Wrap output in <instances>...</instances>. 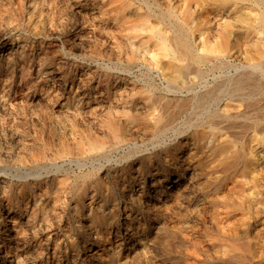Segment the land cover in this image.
Returning <instances> with one entry per match:
<instances>
[{
	"label": "rangeland",
	"instance_id": "1",
	"mask_svg": "<svg viewBox=\"0 0 264 264\" xmlns=\"http://www.w3.org/2000/svg\"><path fill=\"white\" fill-rule=\"evenodd\" d=\"M0 60V166L22 167L18 160L28 157L44 166L57 163L76 168L74 161L79 159L87 162L89 169L91 162L96 167L103 164L99 172L104 182L98 191L86 185L85 195L78 197L76 183L83 181L73 173L70 178L59 175L47 185L42 177L48 179L53 172L29 175L22 202L16 200L12 185L15 172L1 171L0 264L10 259L14 264L264 263V0H0ZM191 97L200 102L186 100ZM167 126L179 133L175 136L169 131L162 138L160 132ZM134 142L140 153L149 157L141 165L143 176L133 168L128 172L119 161ZM184 142L195 144L193 156L187 160L195 167L191 179L185 174L188 180L181 178L185 181L170 195L167 189L160 191L166 183L172 185L164 176L180 166L186 154L178 149L175 158L166 162V149ZM180 156L182 160L176 161ZM152 180L157 188L151 185ZM11 186L13 194L7 199L4 193L11 191ZM147 201L158 211L147 213L142 208ZM98 205L105 213L111 211L108 234L112 246L108 242L94 244L96 230L86 228L91 223L88 215ZM126 223L141 229L137 237L141 241H137V253L131 259L130 228L124 234ZM248 238L253 261L247 250Z\"/></svg>",
	"mask_w": 264,
	"mask_h": 264
},
{
	"label": "bare ground",
	"instance_id": "2",
	"mask_svg": "<svg viewBox=\"0 0 264 264\" xmlns=\"http://www.w3.org/2000/svg\"><path fill=\"white\" fill-rule=\"evenodd\" d=\"M244 3V2H243ZM196 9V8H195ZM248 10V9H247ZM253 11V10H252ZM230 17H232V16H230ZM233 18V17H232ZM231 19V18H230ZM244 21V20H243ZM141 22V21H140ZM142 23V22H141ZM146 23V22H145ZM131 25V24H130ZM141 26V25H140ZM143 27V26H142ZM208 30V29H207ZM169 35V34H168ZM257 37V36H256ZM170 38V37H169ZM203 39V38H202ZM258 39V38H257ZM24 40V39H23ZM147 40H148V38H147ZM196 40V39H195ZM141 41V40H140ZM144 41H146V40H144ZM25 42V41H24ZM212 42V41H211ZM250 42V41H249ZM214 43V42H213ZM243 43V42H242ZM245 43V42H244ZM140 44V43H139ZM202 44H203V42H202ZM26 45V44H25ZM24 45V46H25ZM30 45V44H29ZM142 45V44H141ZM34 46V45H33ZM225 47V46H224ZM137 48V47H136ZM180 48V47H179ZM188 48V47H187ZM31 49V48H30ZM135 49V48H134ZM133 49V50H134ZM181 49V48H180ZM199 49H200V47H199ZM202 50L204 49V47L203 48H201ZM189 50V49H188ZM23 51V50H22ZM28 51H29V49H28ZM135 51V50H134ZM162 51V50H161ZM181 51V50H180ZM182 51H183V49H182ZM248 51V50H247ZM251 51V50H250ZM26 52V51H25ZM136 52V51H135ZM134 52V53H135ZM154 52V51H153ZM9 53V52H8ZM12 53V52H11ZM35 53V52H34ZM137 53V52H136ZM141 53V52H140ZM152 53V52H151ZM183 53V52H182ZM242 53V52H241ZM240 53V54H241ZM6 54V53H5ZM20 54V53H19ZM154 54V53H153ZM184 54V53H183ZM28 55V54H27ZM134 55V54H133ZM154 55H156V54H154ZM4 56V55H3ZM32 56V55H31ZM134 56H136V55H134ZM151 56V55H150ZM153 56V55H152ZM188 56V55H187ZM156 57V56H155ZM190 57V56H189ZM239 57V56H238ZM259 57V56H258ZM16 58V57H15ZM18 58V57H17ZM31 58V57H30ZM134 58V57H133ZM136 59H137V57H135ZM142 58V57H141ZM186 58V57H185ZM204 58V57H203ZM208 58V57H207ZM242 58V57H241ZM147 59H148V57H147ZM240 59V58H239ZM1 61V60H0ZM14 61V60H13ZM24 61V60H23ZM28 61V60H27ZM140 61H142V60H140ZM241 61V60H240ZM25 62V61H24ZM182 62H184V61H182ZM12 63V62H11ZM41 63V62H40ZM39 63V64H40ZM150 63V62H149ZM154 63V62H153ZM243 63V62H242ZM15 64V63H14ZM24 64V63H23ZM38 64V65H39ZM44 64H45V62H44ZM146 64V63H145ZM151 64V66H152V62L150 63ZM169 64V62L167 63V65ZM174 64V63H173ZM179 64V63H178ZM11 65V64H10ZM171 65V64H170ZM1 66V65H0ZM150 66V65H149ZM180 66V65H179ZM20 67V66H19ZM29 67H31V66H29ZM236 67V66H235ZM24 68V67H23ZM170 68V67H169ZM172 68V67H171ZM184 68H185V66H184ZM191 68H193L192 66H191ZM1 69V68H0ZM80 70V69H79ZM84 70V69H83ZM178 70H180V69H178ZM177 70V71H178ZM183 71H185L184 69H182ZM194 70V69H193ZM227 70V69H226ZM230 70V69H229ZM82 71V70H81ZM191 71V70H190ZM218 71V70H217ZM179 72H181V70L179 71ZM191 72H193V71H191ZM7 73V72H6ZM85 73V72H84ZM187 73V72H186ZM190 73V72H189ZM230 73V72H229ZM69 74V73H68ZM185 74V73H184ZM227 74V73H226ZM84 75V74H83ZM178 75H180L179 73H178ZM192 75V74H191ZM196 75V74H195ZM8 76V75H7ZM80 76V75H79ZM6 77V76H5ZM21 78V77H20ZM27 78V77H26ZM81 78V77H80ZM184 79V78H183ZM73 80V79H72ZM84 80V79H83ZM86 80V79H85ZM100 80V79H99ZM63 81V80H62ZM107 81V80H106ZM9 82H10V80H9ZM101 82V81H100ZM183 82V81H182ZM85 83V82H84ZM77 84H78V82H77ZM102 84V83H101ZM202 84H203V82H202ZM71 85V84H70ZM81 85H82V83H81ZM180 85V84H179ZM79 86H80V84H79ZM78 86V87H79ZM203 86V85H202ZM51 87V86H50ZM60 87V86H59ZM106 87V86H105ZM109 87V86H108ZM52 88H53V86H52ZM73 88V87H72ZM60 89V88H59ZM80 89V88H79ZM91 89V88H90ZM47 90V89H46ZM78 90V89H77ZM251 90V89H250ZM58 91V90H57ZM70 91V90H69ZM87 91V90H86ZM215 91V90H214ZM213 91V92H214ZM244 91V90H243ZM253 91V90H252ZM46 92V91H45ZM95 92H96V90H95ZM177 92V91H176ZM216 92V91H215ZM48 93V92H47ZM185 93V92H184ZM211 93V92H210ZM240 93V92H239ZM238 93V94H239ZM166 94V93H165ZM237 94V93H236ZM48 95V94H47ZM149 95V94H148ZM160 95V94H159ZM211 95H213V94H211ZM50 96V95H49ZM56 96V95H55ZM60 96V95H59ZM68 96V95H67ZM79 96H80V94H79ZM85 96V95H84ZM183 96V95H182ZM77 97V96H76ZM88 97V96H87ZM92 97V96H91ZM211 97V96H210ZM73 98V97H72ZM206 98V97H205ZM94 99V98H93ZM170 99V98H169ZM177 99V98H176ZM223 99V98H222ZM154 100V99H153ZM159 100V99H158ZM174 100V99H173ZM187 101H189V102H191L192 103V101L194 102V103H199L200 102V100H199V98H195V97H191V98H187L186 99ZM246 100V99H245ZM150 101V100H149ZM184 101V100H183ZM182 101V102H183ZM242 101H244V100H242ZM76 102V101H75ZM126 102V101H125ZM146 102V101H145ZM169 102V101H168ZM256 102V101H255ZM77 103V102H76ZM160 103V102H159ZM172 103V102H171ZM175 103V102H174ZM184 103V102H183ZM214 103V102H213ZM229 103V102H228ZM232 103V102H231ZM236 103V102H235ZM252 103V102H251ZM254 103V102H253ZM262 103V102H261ZM260 103V104H261ZM264 103V102H263ZM262 103V104H263ZM249 104V103H248ZM76 105H78V104H76ZM138 105V104H137ZM151 105V104H150ZM162 105V104H161ZM165 105V104H164ZM166 105H167V103H166ZM165 105V106H166ZM174 105V104H173ZM185 105V104H184ZM234 105V104H233ZM245 105V104H244ZM140 106V105H139ZM181 106V105H180ZM171 107H172V104H171ZM204 107V106H203ZM242 107V106H241ZM136 108V107H135ZM138 108V107H137ZM165 108V107H164ZM168 108H169V106H168ZM179 108V107H178ZM188 108V107H187ZM224 108V107H223ZM243 108V107H242ZM155 109V108H154ZM237 109V108H236ZM240 109V108H239ZM13 110V109H12ZM76 110V109H75ZM77 110H78V108H77ZM143 110V109H142ZM167 110V109H166ZM220 110V109H219ZM249 110V109H248ZM247 110V111H248ZM79 111H81V109L79 110ZM131 111H134V110H131ZM137 111V110H136ZM177 111H179V110H177ZM177 111H176V113H177ZM183 111V110H182ZM194 111V110H193ZM221 111V110H220ZM227 111V110H226ZM251 111V110H250ZM9 112V111H8ZM146 112H147V110H146ZM4 113V112H3ZM10 113V112H9ZM69 113H71V112H69ZM163 113H165V112H163ZM171 113V112H170ZM185 113V112H184ZM264 113V112H263ZM1 114V113H0ZM11 114V113H10ZM44 114V113H43ZM43 114H42V116H43ZM50 114V113H49ZM53 114V113H52ZM130 114V113H129ZM134 113H132V115H133ZM148 114V113H147ZM169 114V113H168ZM237 114V113H236ZM255 114V113H254ZM7 115H8V113H7ZM73 116H75V113H73L72 114ZM137 115V114H136ZM238 115V114H237ZM252 115V114H251ZM51 116V115H50ZM71 116V115H70ZM70 116H69V118H70ZM79 116H81V115H79ZM134 116V115H133ZM152 116H153V114H152ZM217 116V115H216ZM245 117H246V115H244ZM243 116V117H244ZM248 116V115H247ZM259 116V115H258ZM48 117H49V115H48ZM53 117V116H52ZM78 116H76V118H77ZM10 118V117H9ZM54 118V117H53ZM72 118V117H71ZM70 118V119H71ZM138 118V117H137ZM136 118V119H137ZM145 118V117H144ZM149 117L147 116V119H148ZM152 118V117H151ZM150 118V119H151ZM163 118V117H162ZM170 118V117H169ZM178 118V117H177ZM182 118V117H181ZM234 118H236V117H234ZM2 119H4V117L2 118ZM49 120H51V117H49L48 118ZM74 119V118H73ZM211 119V118H210ZM239 119H240V117H239ZM9 120V119H8ZM13 120V119H12ZM44 120V119H43ZM74 120H76V119H74ZM159 120V119H158ZM157 120V121H158ZM225 120V119H224ZM10 121V120H9ZM54 121V120H53ZM8 122V121H7ZM46 122H48V121H46ZM147 122V121H146ZM149 122V121H148ZM169 122V121H168ZM228 122V121H227ZM234 122V121H233ZM61 123V122H60ZM139 123V122H138ZM151 123V122H150ZM176 123V122H175ZM214 123V122H213ZM228 123H231V121L230 122H228ZM9 124V123H8ZM134 124V123H133ZM136 124H137V122H136ZM141 124V123H140ZM143 124V123H142ZM162 124V123H161ZM160 124V125H161ZM237 124H239V123H237ZM57 125V124H56ZM145 125V124H144ZM155 125V124H154ZM165 125V124H164ZM243 125V124H242ZM50 126H52V125H50ZM130 126V125H129ZM143 126V125H142ZM146 126V125H145ZM144 126V127H145ZM18 127V126H17ZM52 127H54V126H52ZM128 127V126H127ZM133 127H136V126H133ZM139 127V126H138ZM218 127V126H217ZM224 127V125L222 126V128ZM237 127H239V126H237ZM49 128V127H48ZM116 128V127H115ZM121 128V127H120ZM126 128V127H125ZM147 128V127H146ZM152 128V127H151ZM157 128H159V127H157ZM225 128V127H224ZM23 129V128H22ZM52 129V128H51ZM54 129H56V126H55V128ZM147 129H149V128H147ZM193 129V128H192ZM204 129V128H203ZM20 130V129H19ZM25 130V129H24ZM45 130V129H44ZM49 130V129H48ZM131 130V129H130ZM133 130H134V128H133ZM132 130V131H133ZM184 130V129H183ZM199 130V129H198ZM205 130V129H204ZM242 130V129H241ZM257 130H259V129H257ZM54 130H50V132L52 133ZM117 131V130H116ZM135 131V130H134ZM169 131H173V133H174V135L176 136L179 132L177 131V130H174V129H172L171 127H165L163 130H162V132H160V134L162 135V138H164L166 135H167V133L169 132ZM189 131V130H188ZM191 131H193V130H191ZM260 131V130H259ZM258 131V132H259ZM262 131V130H261ZM43 132H45V131H42V133ZM118 132V131H117ZM120 133H122L121 131H119ZM130 132V131H129ZM138 132V131H137ZM234 132V131H233ZM254 132V131H253ZM257 132V133H258ZM26 133V132H25ZM24 133V134H25ZM131 133V132H130ZM140 133V132H139ZM142 133V132H141ZM234 133H237V131L236 132H234ZM233 133V134H234ZM248 133V132H247ZM28 134V133H27ZM53 134H54V132H53ZM59 134V133H58ZM124 134V133H123ZM122 134V135H123ZM125 134H127V133H125ZM129 134V133H128ZM150 134V133H149ZM192 134V133H191ZM43 135V134H42ZM62 135V134H61ZM133 135V134H132ZM146 135H148V134H146ZM229 135V134H228ZM22 136V135H21ZM25 136H26V134H25ZM34 136V135H33ZM40 136V135H39ZM38 136V137H39ZM56 136H57V134H56ZM192 136V138H193V135H191ZM247 136V135H246ZM258 136V135H257ZM19 137V136H18ZM22 137H24V136H22ZM37 137V136H36ZM37 137V138H38ZM64 137V136H63ZM123 137V136H122ZM152 137V136H151ZM230 137H231V135H230ZM243 137V136H242ZM261 137H262V135H261ZM4 138V137H3ZM56 138V137H55ZM59 138V137H58ZM132 138V137H131ZM145 138V137H144ZM245 138V137H244ZM258 138H260V137H258ZM34 139V138H33ZM50 139V138H49ZM119 139V138H118ZM136 139H138V138H136ZM165 139V138H164ZM188 139V138H187ZM197 139V138H196ZM233 139V138H232ZM114 140H116V139H114ZM120 140V139H119ZM141 140V139H140ZM178 140V139H177ZM210 140V139H209ZM235 140V139H234ZM34 141H36V140H34ZM40 141V140H39ZM62 141V140H61ZM185 141V140H184ZM252 141V140H251ZM44 142V141H43ZM52 142V141H51ZM113 142V141H112ZM115 142V141H114ZM129 142V141H128ZM181 142V141H180ZM232 142V141H231ZM6 143V142H5ZM37 143V142H36ZM139 143V142H138ZM160 143V142H159ZM178 143V142H177ZM253 143V142H252ZM252 143H250V144H252ZM39 144V143H38ZM45 144V143H44ZM180 144V143H179ZM191 144V143H190ZM189 143H187V142H184V143H181L180 144V147H178V148H168V149H166V152H168V154L167 155H165V157H164V160L166 161V162H169V161H171L172 159H174L175 158V156L177 155V150L179 149H181V151L182 152H184L186 155H185V157L183 158L184 160V162H181V164H179L180 166H178L177 168H174V169H170L169 170V172H168V174L166 175V176H164V179L163 180H166V179H170V182L172 183V185L171 186H168L169 185V183H166L167 185H166V187H160V191H162L163 192V190L164 189H167V191H169V194L170 195H172L173 194V192H174V190H176L177 188L179 189V187L182 185V182H184L185 180L183 179V181H180V179L181 178H186V177H184V175L185 174H188V178H190L191 176H192V171H193V167H195V166H191V164L190 163H187V160L188 159H190L189 157H191V156H193L192 155V153H193V151H194V146H195V144H192V145H190ZM199 144V143H198ZM197 144V145H198ZM37 145V144H36ZM124 145H125V143H124ZM34 146V145H33ZM52 146V145H51ZM111 146V145H110ZM201 146V145H200ZM254 146V145H253ZM252 146V147H253ZM35 147V146H34ZM45 147V146H44ZM49 147V146H48ZM101 147V146H100ZM105 147V146H104ZM108 147V146H107ZM137 144H136V142H134L133 143V146H132V148H130V149H128L127 150V152H125L124 153V155L120 158V162H122V164H124V166H125V169L126 168H128V172L133 168L134 170L133 171H135V172H137V174L138 175H144V170L141 168V165L142 164H145L144 163V161H145V159H147V158H149L147 155H145V154H142V153H140V151H141V149L139 148V149H137ZM142 147V146H141ZM171 147V146H170ZM174 147V146H173ZM202 147V146H201ZM205 147V146H204ZM216 147H218V146H216ZM42 148V147H41ZM97 148V147H96ZM102 148V147H101ZM106 148V147H105ZM35 149H36V147H35ZM39 149V148H38ZM49 149V148H48ZM147 149V148H146ZM156 149V148H155ZM32 150V149H31ZM43 150H44V148H43ZM51 150V149H50ZM49 150V152H51ZM202 150V149H201ZM200 150V151H201ZM209 150V149H208ZM250 150V149H249ZM202 151H204V150H202ZM255 151V150H254ZM58 152V151H57ZM97 152V151H96ZM104 152V151H103ZM213 152V151H212ZM30 153V152H29ZM34 153V152H33ZM73 153V152H72ZM162 153V152H161ZM263 153V152H262ZM27 154V153H26ZM41 154V153H40ZM42 154H44V153H42ZM56 154V153H55ZM59 154V153H58ZM62 154V153H61ZM70 154V153H69ZM123 154V153H122ZM152 154V153H151ZM202 154V153H201ZM219 154V153H218ZM253 154H255V153H253ZM2 155V154H1ZM21 155V154H20ZM28 155V154H27ZM53 155V154H52ZM73 155V154H72ZM95 155V154H94ZM136 155V156H135ZM244 155V154H243ZM13 156V155H12ZM135 156V157H134ZM184 156V155H183ZM183 156H180V157H178V158H176L175 160L176 161H179L180 162V160H182V157ZM196 156H198V155H196ZM206 156V155H205ZM212 156V155H211ZM255 156V155H254ZM258 156V155H257ZM19 157V156H18ZM31 157V156H30ZM51 157V156H50ZM80 157V156H79ZM92 157V156H91ZM99 157V156H98ZM112 157V156H111ZM134 157V159L133 160H131L132 158ZM153 157V156H152ZM259 157V156H258ZM261 157V156H260ZM5 158V157H4ZM3 158V159H4ZM22 158V157H21ZM24 158H26V157H24ZM58 158H59V156H58ZM86 158V157H85ZM95 158V157H94ZM195 158V157H194ZM203 158V157H202ZM208 158V157H207ZM210 158V157H209ZM219 158V157H218ZM2 159V158H1ZM19 159V158H18ZM17 159V160H18ZM54 159V158H53ZM107 159V158H106ZM151 159V158H150ZM192 159V158H191ZM201 159V158H200ZM261 159V158H260ZM44 160V159H43ZM42 160V161H43ZM88 160V159H87ZM103 160V159H102ZM135 160H137V163L134 165V166H132V164H133V161H135ZM193 160V159H192ZM211 160V159H210ZM7 161H8V159H7ZM6 161V162H7ZM10 161V160H9ZM13 161H15V160H13ZM18 161H20V163L22 164V167H18V168H16V167H12V166H8V165H1L0 166V172L2 171L3 173H7L8 171L7 170H9V171H14L15 172V175L13 176V178L15 179V181H12L13 183H12V185L15 187V189H16V200H18V201H22L23 202V199L21 200V197L23 198L24 196H23V194H22V191L25 189V187H26V185H28L27 183H26V180H27V177L29 176V175H34V174H37L36 176H39V175H41L42 174V172H44L46 175L49 173V172H53L52 174V176L50 177V178H45V176L44 177H42V179L44 180V183L47 185V184H49V182L50 181H52L53 182V180H55L56 179V177H58L59 175L60 176H66V177H69L70 178V176L72 175L71 173H73V175H74V177L75 178H79V179H81L82 181H83V183H76V189H78V191H77V195H78V197L80 196V197H82L83 195H85V193H84V188H85V186L87 185V186H93V190H96V191H98V190H100L103 186H104V182H103V177L101 176V174H100V172H99V170L103 167V164H99L97 167L91 162V164H90V169L89 168H87L88 167V163L87 162H85V161H79V159H77V160H75L74 161V163L76 164V168H74V167H72V165H69V167H63V165H58L57 163H53L51 166H44L43 164H41V163H38V159L37 160H31V158H26L24 161L23 160H18ZM34 161V162H33ZM49 161V160H48ZM68 161H70V164L72 163V160H68ZM108 161H110V159H108ZM114 161V163H118V159H115V160H113ZM154 161V160H153ZM202 161V160H201ZM205 161V160H204ZM261 161V160H260ZM4 162H5V160H4ZM3 162V163H4ZM36 162V164H34ZM100 162V161H99ZM149 162V161H148ZM151 162V161H150ZM218 162V161H217ZM220 162V161H219ZM222 162V161H221ZM264 162V161H263ZM262 162V163H263ZM15 163V162H14ZM157 163V162H156ZM173 163V162H172ZM194 163V162H193ZM211 163V162H210ZM248 163V162H247ZM11 164V163H10ZM106 164H108V163H106ZM164 164V163H163ZM203 164V163H202ZM220 164V163H219ZM219 164H218V167H219ZM264 164V163H263ZM19 165V164H18ZM120 165V164H119ZM159 165V164H158ZM172 165V164H171ZM193 165V164H192ZM208 165H210V164H208ZM215 165V164H214ZM260 165H261V163H260ZM124 166L122 167V168H124ZM257 166H259V165H257ZM144 167V166H143ZM168 167V166H167ZM208 167V166H207ZM261 167V166H260ZM263 167V166H262ZM88 169L87 171H85L84 172V170L85 169ZM155 168V167H154ZM165 168V167H164ZM171 168V167H170ZM201 168V167H200ZM205 168V167H204ZM210 168V167H209ZM257 168H259V167H257ZM152 169V168H151ZM233 169V168H232ZM253 169V168H252ZM77 170H78V172H77ZM124 170V169H123ZM213 170V169H212ZM223 170V169H222ZM227 170V169H226ZM104 171V170H103ZM110 171V170H109ZM200 171V170H199ZM211 170H209V172H210ZM217 171V170H216ZM36 172V173H35ZM158 172V171H157ZM255 172H256V170H255ZM113 173V172H112ZM124 173V172H123ZM126 173V172H125ZM10 174V173H9ZM152 174V173H151ZM194 174V173H193ZM197 174H198V170H197ZM197 174H196V176H197ZM220 173H218V175H219ZM234 174V173H233ZM120 175V174H119ZM124 175V174H123ZM133 175V174H132ZM214 175H216V174H214ZM264 175V174H263ZM105 176V175H104ZM112 176H114V175H112ZM157 176V175H156ZM203 176V175H202ZM210 176H212V174L210 175ZM250 176H251V174H250ZM261 176V175H260ZM65 177V178H66ZM133 177V176H132ZM135 177V176H134ZM147 177V176H146ZM161 177V176H160ZM223 177V176H222ZM221 177V178H222ZM227 177V176H226ZM233 177H235V176H233ZM252 177H253V175H252ZM262 177V176H261ZM7 178V177H6ZM68 178V179H69ZM74 178V179H75ZM188 178H186V181L188 180ZM254 178V177H253ZM32 179V178H31ZM30 179V180H31ZM118 179V178H117ZM125 179V178H124ZM135 179V178H134ZM141 179V178H140ZM147 179V178H146ZM191 179V178H190ZM228 179V178H227ZM262 179V178H261ZM264 179V178H263ZM29 180V181H30ZM47 180H48V182H47ZM73 180V179H72ZM137 180V179H136ZM200 180V179H199ZM221 180V179H220ZM220 180H218V181H220ZM232 180V179H231ZM235 180V179H234ZM74 181V180H73ZM118 181V180H117ZM130 181V180H129ZM144 181V180H143ZM159 182H161V180H158ZM169 181V180H168ZM180 181V182H179ZM190 181V180H189ZM260 181V180H259ZM263 181V180H262ZM261 181V182H262ZM72 182V181H71ZM75 182V181H74ZM77 182V181H76ZM81 182V181H80ZM139 182V181H138ZM163 182V181H162ZM217 182V181H216ZM223 182V181H222ZM234 182V181H233ZM8 183V182H7ZM32 183V182H31ZM37 183V182H36ZM41 183V182H40ZM68 183V182H67ZM106 183V182H105ZM124 183V182H123ZM135 183V182H134ZM150 183H151V185H153V186H155V188H157L158 186L157 185H155L156 184V181H150ZM213 183V182H212ZM235 183H237V182H235ZM10 184V183H9ZM44 184V185H45ZM82 184V185H81ZM117 184V183H116ZM194 184V183H193ZM197 184H198V182H197ZM196 184V185H197ZM209 184V183H208ZM211 184V183H210ZM209 184V185H210ZM262 184V183H261ZM5 185V184H4ZM65 185H66V183H65ZM71 185V184H70ZM69 185V186H70ZM160 185V184H159ZM190 185V184H189ZM188 185V186H189ZM196 185H194V186H196ZM229 185V184H228ZM6 186V185H5ZM72 186V185H71ZM70 186V187H71ZM79 186H81L80 188H79ZM114 186V185H113ZM112 186V187H113ZM138 186V185H137ZM211 186V185H210ZM239 186V185H238ZM4 187V186H3ZM106 187V186H105ZM104 187V188H105ZM108 187V186H107ZM129 187V186H128ZM136 187V186H135ZM204 187V186H203ZM5 188V187H4ZM11 188V191H8V192H6V193H4L5 194V197L7 198V199H10V196L13 194L12 193V190H14V189H12L13 187L11 186L10 187ZM27 188V187H26ZM47 188V187H46ZM62 186H60L59 187V189H61L62 190ZM183 188V187H182ZM198 188H200L199 187V185H198ZM255 188V187H254ZM6 189V188H5ZM31 189V188H30ZM44 189V188H43ZM74 189H75V186H74ZM87 189V188H86ZM92 189V188H91ZM111 189V188H110ZM119 189V188H118ZM126 189V188H125ZM140 189V188H139ZM159 189V188H158ZM208 189V188H207ZM226 189V188H225ZM235 189V188H234ZM1 190V189H0ZM49 190H50V188H49ZM72 190V189H71ZM117 190V189H116ZM128 190V189H127ZM154 190V189H153ZM193 190H194V188H193ZM229 190V189H228ZM232 190V189H231ZM236 190V189H235ZM3 191V190H2ZM30 191V190H29ZM33 191V190H32ZM63 191V190H62ZM139 191V190H138ZM148 191V190H147ZM155 191V190H154ZM246 191V190H245ZM249 191V190H248ZM57 192V191H56ZM65 192V191H64ZM105 192V191H104ZM155 192H157V191H155ZM186 192H187V190H186ZM190 192V191H189ZM192 192V191H191ZM196 192H198V191H196ZM219 192H220V190H219ZM230 191H228V193H229ZM260 192V191H259ZM33 193V192H32ZM74 193V192H73ZM100 193V192H99ZM126 193V192H125ZM137 193V192H136ZM147 193V192H146ZM181 193H183V191L181 192ZM185 193V192H184ZM195 193V192H194ZM200 193V192H199ZM225 193V192H224ZM253 193V192H252ZM254 193H255V191H254ZM261 193H263V192H261ZM44 194V193H43ZM122 194V193H121ZM128 194V193H127ZM132 194V193H131ZM130 194V195H131ZM221 194V193H220ZM226 194V193H225ZM224 194V195H225ZM232 194V193H231ZM258 194V193H257ZM18 195H19V198H18ZM38 195H40V194H38ZM54 195V194H53ZM89 195H90V193H89ZM105 195V194H104ZM139 195V194H138ZM177 195H179V194H177ZM207 195V194H206ZM212 195V194H211ZM227 195V194H226ZM245 195V194H244ZM259 195V194H258ZM262 195V194H261ZM59 196V195H58ZM94 196V195H93ZM102 196V195H101ZM121 196V195H120ZM135 196V195H134ZM154 196V195H153ZM180 196V195H179ZM205 196V195H204ZM214 196V195H213ZM233 196V195H232ZM234 196H236V194L234 195ZM252 196V195H251ZM36 197V196H35ZM41 197V196H40ZM54 197V196H53ZM65 197V196H64ZM104 197V196H103ZM123 197V196H122ZM138 197V196H137ZM146 197V196H145ZM150 197H152V195H150ZM210 197V196H209ZM225 197H228V196H225ZM43 198V197H42ZM174 198V197H173ZM182 198V197H181ZM208 198V197H207ZM3 199V198H2ZM28 199V198H27ZM53 199V198H52ZM70 199V198H69ZM94 199V198H93ZM124 199H126V198H124ZM128 199V198H127ZM176 199V198H175ZM175 199H172V200H175ZM178 199H180V198H178ZM199 199V198H198ZM201 199V198H200ZM213 199H215V198H213ZM229 199V198H228ZM227 199V200H228ZM237 199V198H236ZM39 200V199H38ZM38 200H37V202H38ZM50 200V199H49ZM82 200V199H81ZM107 199L105 198V200H104V202L106 201ZM112 200V199H111ZM139 200V199H138ZM158 200H160V199H158ZM187 200V199H186ZM35 201V200H34ZM55 201V200H54ZM74 201V200H73ZM100 201H102V200H100ZM143 201V200H142ZM181 201V200H180ZM192 201V200H191ZM219 201V200H218ZM231 201V200H230ZM233 201V200H232ZM238 201H239V199H238ZM10 202H12V201H10ZM52 202V201H51ZM76 202V201H75ZM87 202V201H86ZM139 202V201H138ZM187 202V201H186ZM198 202V201H197ZM203 202H205V201H203ZM240 202V201H239ZM244 202V201H243ZM249 202V201H248ZM28 203V202H27ZM26 203V204H27ZM33 203V202H32ZM55 203H57V202H55ZM64 203H67V202H64ZM73 203V202H72ZM88 203V202H87ZM116 203V202H115ZM130 203V202H129ZM142 204H143V202H141ZM171 203V202H170ZM176 203V202H175ZM180 203V202H179ZM201 203V202H200ZM215 203V202H214ZM230 203V202H229ZM236 203V202H235ZM13 204V203H12ZM43 204V203H42ZM52 204V203H51ZM54 204V203H53ZM52 204V205H53ZM69 204V203H68ZM109 204V203H108ZM145 205H144V207H142L143 209H145V211L148 213V212H153V211H158V210H156L154 207H152V205H151V202H149V201H147V202H145L144 203ZM153 204V203H152ZM159 204V203H158ZM168 204V203H167ZM183 204V203H182ZM240 204V203H239ZM243 204V203H242ZM262 204V203H261ZM37 205V204H36ZM54 205H56V204H54ZM59 205V204H58ZM66 205V204H65ZM76 205V204H75ZM172 205V204H171ZM185 205V204H184ZM194 205V204H193ZM199 205V204H198ZM209 205V204H208ZM219 205V204H218ZM24 206V205H23ZM45 206V205H44ZM124 206V205H123ZM154 206V205H153ZM162 206V205H161ZM169 206V205H168ZM173 206V205H172ZM206 206V205H205ZM211 206V205H210ZM226 206V208H228L227 207V205H225ZM10 207H12V206H10ZM67 207V206H66ZM74 207V206H73ZM91 207V206H90ZM111 207V206H110ZM179 207V206H178ZM193 207V206H192ZM213 207V206H212ZM258 207V206H257ZM26 208V207H25ZM56 208V207H55ZM54 208V209H55ZM128 208V207H127ZM138 208V207H137ZM157 208V207H156ZM165 208H166V206H165ZM179 208H181V207H179ZM195 208V210H196V207H194ZM197 208H198V206H197ZM216 208V207H215ZM231 208V207H230ZM254 208V207H253ZM15 209H17V208H15ZM39 209V208H38ZM67 209V208H66ZM111 209V208H110ZM114 209V208H113ZM158 209V208H157ZM202 209V208H201ZM205 209V208H204ZM203 209V210H204ZM210 209V208H209ZM223 209H225V208H223ZM222 209V210H223ZM232 209V208H231ZM52 210H53V208H52ZM52 210H51V212H52ZM68 210V209H67ZM76 210H79V205H77V207H76ZM75 210V211H76ZM82 210V209H81ZM141 210V209H140ZM171 210V209H170ZM208 210V209H207ZM216 210H217V208H216ZM215 210V211H216ZM256 210V209H255ZM8 211V210H7ZM44 211V210H43ZM54 211V210H53ZM62 211V210H61ZM181 211V210H180ZM198 211H200L199 209H198ZM212 211V210H211ZM211 211H209V212H211ZM257 211V210H256ZM260 211V210H259ZM48 212V211H47ZM55 212V211H54ZM64 212V211H63ZM71 212V211H70ZM73 212H74V210H73ZM79 212V211H78ZM111 212V211H110ZM110 212H107V213H105V210H104V208H101L100 207V205H98L97 206V210L93 213V214H91V215H88L89 217H90V219H91V223L89 224V222H88V224L89 225H87V227L86 228H88L89 230L92 228V230L95 228V230H96V241H94L95 243L94 244H96L97 243V246H98V243H100V242H108L109 244H110V246H112V244L110 243V238H109V232H111V231H109L110 229H111V227L110 226H108V224H112V218H111V216L109 215L110 214ZM112 212H114V211H112ZM129 212V211H128ZM165 212V211H164ZM171 212V211H170ZM190 212H191V210H190ZM219 212V211H218ZM222 212V211H221ZM252 212H253V210H252ZM10 213H12V212H10ZM69 213V212H68ZM119 213V212H118ZM134 213V212H133ZM155 213V212H154ZM166 213V212H165ZM191 213H194V212H191ZM211 213H213V212H211ZM242 213V212H241ZM46 214H48V213H46ZM45 214V215H46ZM84 214V213H83ZM125 214V213H124ZM146 214V213H145ZM152 214V213H151ZM160 214V213H159ZM164 214V213H163ZM190 214V213H189ZM200 214L202 215V213L200 212ZM75 215V214H74ZM132 215V214H131ZM134 215V214H133ZM167 215H169V214H167ZM191 215V214H190ZM207 215V214H206ZM210 215V214H209ZM221 215V214H220ZM246 215V214H245ZM250 215V214H249ZM38 216V215H37ZM72 216V215H71ZM70 216V217H71ZM87 216V217H88ZM115 216V215H114ZM122 216V215H121ZM151 216V215H150ZM195 216V215H194ZM219 215H217V217H218ZM233 216V215H232ZM239 216V215H238ZM257 216V215H256ZM13 217V216H12ZM48 217V216H47ZM51 216H49V218H50ZM55 217V216H54ZM57 217V216H56ZM67 217V216H66ZM70 217H69V219H70ZM146 217V216H145ZM154 217V216H153ZM173 217V216H172ZM183 217H185V216H183ZM204 216H202V217H200V218H203ZM206 217V216H205ZM214 217H215V215H214ZM221 216H219V218H220ZM258 217H259V215H258ZM14 218V217H13ZM48 218V219H49ZM75 218V217H74ZM78 218H79V216H78ZM160 218V217H159ZM164 218V217H163ZM175 218V217H174ZM193 218V217H192ZM191 218V219H192ZM226 218V217H225ZM235 218V217H234ZM234 218L232 219V220H234ZM237 218V217H236ZM239 218V217H238ZM241 218V217H240ZM248 218H249V216H248ZM4 219V218H3ZM18 219V218H17ZM51 219V218H50ZM55 219H57V218H55ZM62 219V218H61ZM120 219V218H119ZM156 219V218H155ZM168 219V218H167ZM170 219V218H169ZM194 219V218H193ZM40 220V219H39ZM70 220H72V219H70ZM88 220V219H87ZM141 220V219H140ZM146 220V219H145ZM149 220V219H148ZM147 220V221H148ZM182 220V219H181ZM190 220V219H189ZM221 220V219H220ZM239 220V219H238ZM251 220V219H250ZM256 220V219H255ZM258 220H259V218H258ZM11 221V220H10ZM46 222H47V220H45ZM49 221V220H48ZM56 221V220H55ZM117 221V220H116ZM174 221V220H173ZM194 221V220H193ZM203 221H204V219H203ZM12 222V221H11ZM21 222V221H20ZM51 222H53V221H51ZM50 222V223H51ZM57 222V221H56ZM115 222V221H114ZM132 222V221H131ZM130 222V223H131ZM156 222V221H155ZM189 222V221H188ZM196 222V221H195ZM212 222H214V221H212ZM211 222V223H212ZM253 222V221H252ZM16 223V222H15ZM36 223V222H35ZM63 223V222H62ZM84 223V222H83ZM123 223V222H122ZM130 223H126L125 224V233L124 234H127V228H130V231H129V240H130V242H129V250L131 251L130 252V255H129V259H131V256H132V254L134 255L135 253H137V247H136V243H137V241L139 242V241H141V237L139 238V239H137V237H138V235H139V232L141 231V229L138 227V228H134V227H132L131 226V224ZM174 223V222H173ZM183 223V222H182ZM184 223H187V222H184ZM208 223V222H207ZM216 223V222H215ZM234 223H235V221H234ZM250 223V222H249ZM14 224V223H13ZM21 224V223H20ZM42 224V223H41ZM44 224V223H43ZM67 224V223H66ZM136 224V223H135ZM163 224H165V223H163ZM176 224V223H175ZM174 224V225H175ZM181 224V223H180ZM190 224H193V223H190ZM196 224V223H195ZM203 224V223H202ZM220 224V223H219ZM231 224V223H230ZM263 224V223H262ZM5 225V224H4ZM73 225V224H72ZM187 225V224H186ZM199 225V224H198ZM232 225V224H231ZM257 225V224H256ZM46 226H47V224H46ZM79 226V225H78ZM86 226V225H85ZM141 226V225H140ZM173 226V225H172ZM188 226V225H187ZM186 226V227H187ZM208 226V225H207ZM222 226H223V224H222ZM235 226V225H234ZM261 226V225H260ZM263 226H264V224H263ZM50 227V226H49ZM70 227V226H69ZM191 227V226H190ZM198 227V226H197ZM227 227V226H226ZM75 228H78V227H75ZM74 228V229H75ZM81 228V227H80ZM83 228H85V227H83ZM85 228V229H86ZM142 228L144 229V226H142ZM169 228V227H168ZM184 228V227H183ZM188 228H189V226H188ZM188 228H186V229H188ZM216 228V227H215ZM220 228H221V226H220ZM222 228H224V227H222ZM221 228V229H222ZM228 228V227H227ZM235 228V227H234ZM79 229V228H78ZM172 229H174V227L172 228ZM181 229H182V227H181ZM190 229V228H189ZM191 229H193V228H191ZM239 229V228H238ZM257 229V228H256ZM115 230V229H114ZM118 229H116V231H117ZM178 230H179V228H178ZM234 230V229H233ZM18 231V230H17ZM88 231V230H87ZM147 231V230H146ZM169 231V230H168ZM174 231V230H173ZM187 231V230H186ZM190 231V230H189ZM188 231V232H189ZM223 231V230H222ZM227 231V230H226ZM236 231V230H235ZM239 231V230H238ZM19 232V231H18ZM71 232V231H70ZM81 232V231H80ZM85 232V231H84ZM143 232V231H142ZM153 232V231H152ZM175 232V231H174ZM192 232V231H191ZM194 232H196V231H194ZM213 232V231H212ZM229 232V231H228ZM0 233H1V231H0ZM21 233V232H20ZM95 233V232H94ZM182 233V232H181ZM203 233V232H202ZM225 233V232H224ZM231 233V232H230ZM239 233V232H238ZM262 233V232H261ZM17 234H19V233H17ZM54 234V233H53ZM69 234V233H68ZM117 234V233H116ZM180 234V233H179ZM185 234V233H184ZM187 234V233H186ZM201 234V233H200ZM94 235V234H93ZM92 235V236H93ZM115 235V234H114ZM142 235V234H141ZM158 235V234H157ZM213 235V234H212ZM216 235H218V234H216ZM72 236V235H71ZM125 236V235H124ZM179 236V235H178ZM225 236V235H224ZM261 236H264V235H261ZM56 237V236H55ZM75 237V236H74ZM74 237H73V239H74ZM191 237V236H190ZM199 237V236H198ZM237 237V236H236ZM243 237H245V235H243ZM257 237V236H256ZM18 238V237H17ZM143 238H145V237H143ZM225 238V237H224ZM242 238V237H241ZM63 239V238H62ZM79 239V238H78ZM113 239V238H112ZM148 239V238H147ZM194 239V238H193ZM212 239H213V237H212ZM220 239H221V237H220ZM250 239L251 238H248L247 239V243H248V245H247V250L249 251L248 253H249V255H250V260L252 259V257H253V250H252V246L253 245H251V241H250ZM257 239H258V237H257ZM94 240V239H93ZM114 240V239H113ZM126 240V239H125ZM135 240H136V242H135ZM192 240V239H191ZM195 240V239H194ZM203 240V239H202ZM236 240V239H235ZM242 240V239H241ZM262 240V239H261ZM3 241V240H2ZM80 241V240H79ZM197 241V240H196ZM201 241V240H200ZM226 241V240H225ZM230 241V240H229ZM243 241V240H242ZM4 242V241H3ZM117 242V241H116ZM146 242V241H145ZM179 242V241H178ZM198 242V241H197ZM219 242V241H218ZM231 242H234L233 241V239H232V241ZM260 242H262V241H260ZM8 243V242H7ZM83 243V242H82ZM87 243V242H86ZM121 243H122V241H121ZM192 242H190V244H191ZM196 244V242L194 241L193 242V244ZM246 243V242H245ZM59 244V243H58ZM117 244V243H116ZM193 244H191V245H193ZM227 244V243H226ZM234 244V243H233ZM237 244H238V242H237ZM85 245V244H84ZM127 245V244H126ZM197 245H198V243H197ZM241 245H242V243H241ZM14 246V245H13ZM12 246V247H13ZM65 246V245H64ZM75 246H77V245H75ZM87 246V249H91L92 248V246L91 245H86ZM107 246V245H106ZM105 246V247H106ZM143 246V245H142ZM141 246V247H142ZM193 246H195V245H193ZM246 246V245H245ZM245 246H244V248H245ZM257 246V245H256ZM63 247V246H62ZM116 247V246H115ZM124 247V246H123ZM192 247V246H191ZM196 247V246H195ZM218 246H216V248H217ZM223 247V246H222ZM237 247V246H236ZM242 247V246H241ZM10 248V247H9ZM15 248V247H14ZM77 248V247H76ZM17 249V248H16ZM63 249V248H62ZM102 249V248H101ZM121 249V248H120ZM195 249V248H194ZM218 249V248H217ZM216 249V250H217ZM66 250V249H65ZM97 250V249H96ZM118 250V249H117ZM196 250V249H195ZM83 251V250H82ZM92 251V250H91ZM90 251V252H91ZM106 251V250H105ZM112 251V250H111ZM192 251H194V250H192ZM219 251V250H218ZM263 251V250H262ZM127 252V251H126ZM197 252H199V250L197 251ZM98 253V252H97ZM113 253V252H112ZM195 253H196V251H195ZM220 253V252H219ZM227 253V252H226ZM259 253V252H258ZM8 254H9V252H8ZM20 254V253H19ZM75 254V253H74ZM90 254V253H89ZM92 254V253H91ZM108 254V253H107ZM115 254V253H114ZM147 254V253H146ZM189 254V253H188ZM194 254V253H193ZM200 254V253H199ZM56 255V254H55ZM72 255V254H71ZM116 255V254H115ZM191 255H192V253H191ZM228 255V254H227ZM226 255V256H227ZM235 255V254H234ZM258 254H256V256H257ZM57 256V255H56ZM89 256V255H88ZM103 256V255H102ZM124 256V255H123ZM186 256V255H185ZM190 256V255H189ZM194 256H196V254H194ZM194 256H192V258L194 257ZM13 257V256H12ZM107 257V256H106ZM147 257V256H146ZM198 257H199V255H198ZM230 257V256H229ZM237 257V256H236ZM101 258V257H100ZM99 258V259H100ZM126 258V257H125ZM188 258H191V257H188ZM191 258V259H192ZM200 259H201V257H199ZM198 258V259H199ZM98 259V258H97ZM104 259H107V258H104ZM123 259V258H122ZM128 259V260H129ZM182 259H183V257H182ZM190 259V260H191ZM239 259V258H238ZM249 258H247L246 260H248ZM12 259H10V260H7V261H4V264H14L12 261H11ZM25 260V259H24ZM184 260H185V258H184ZM194 259H192L191 261H193ZM209 260V259H208ZM225 260V259H224ZM20 261V260H19ZM80 261V260H79ZM110 261V260H109ZM117 261H118V259H117ZM121 261V260H120ZM189 261V260H188ZM195 261V260H194ZM197 261V260H196ZM221 261V260H220ZM241 261H243V260H241ZM251 261H253V259L251 260ZM155 262V261H154ZM215 262V261H214ZM18 263H20V262H18ZM96 263V262H95ZM140 263V262H139ZM138 263V264H139ZM180 263V262H179ZM182 263H184L185 264V261L183 262L182 261ZM188 263V262H187ZM196 263V262H195ZM200 263V262H199ZM222 263V262H221ZM25 264V263H24ZM73 264V263H72ZM120 264V263H119ZM192 264V263H191ZM210 264V263H209ZM218 264H220V263H218ZM264 264V263H263Z\"/></svg>",
	"mask_w": 264,
	"mask_h": 264
}]
</instances>
